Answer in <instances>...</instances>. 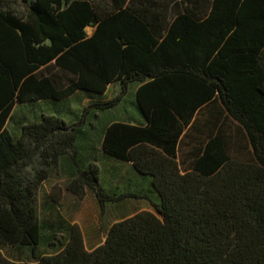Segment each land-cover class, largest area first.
Returning <instances> with one entry per match:
<instances>
[{"label": "trees", "instance_id": "16d2710c", "mask_svg": "<svg viewBox=\"0 0 264 264\" xmlns=\"http://www.w3.org/2000/svg\"><path fill=\"white\" fill-rule=\"evenodd\" d=\"M165 6L0 0V264H264V0H207V11L171 22ZM113 83L121 91L105 100ZM134 83L147 125L111 124L102 149L150 177L158 203L109 193L79 147L91 118L117 108ZM78 94L81 105L91 98L78 121L49 115V104L39 121L10 130L22 104L60 103L67 115ZM61 167L75 173L67 191L81 200L93 191L104 214L127 199L150 200L155 212L116 222L92 251L74 224L60 252L38 257L39 192ZM6 248L28 249L34 261Z\"/></svg>", "mask_w": 264, "mask_h": 264}, {"label": "rangeland", "instance_id": "374dc122", "mask_svg": "<svg viewBox=\"0 0 264 264\" xmlns=\"http://www.w3.org/2000/svg\"><path fill=\"white\" fill-rule=\"evenodd\" d=\"M7 9L12 10L19 15L27 14V8L22 3H11L7 6ZM88 31L92 33L93 29L89 28ZM116 91V89H111L109 97L112 98V95L114 96L117 93ZM49 104L54 108H52V110L49 109L47 112L53 111L50 113H54L53 115L58 116L63 115V112H65L63 111L64 104L62 105L60 103H57V107H55L54 103L47 102H44V104L38 103L35 104V106L22 104L21 107H18L16 109L17 111H15V115L13 116L9 124L10 130L14 134H18L23 123L39 121L41 118V112L46 111V109H44V106ZM73 104L76 105V108L71 109L70 107V110L73 111L69 112L67 114L68 116L66 115V113H64V116L71 118L69 119L70 122L78 121L82 111V105L80 103L74 100ZM50 113L49 115H52ZM111 114L112 111L106 113V115H103V118H105V120L109 119V116ZM110 117H112V115ZM91 119L92 122H100L101 118L98 119V121L93 118ZM105 120H102L101 123H104ZM101 139V134L92 133L90 129H87L85 133H83L79 143V147L83 153V157H86L89 152H93L94 155H99ZM92 147L94 148V150L92 149ZM106 156L108 157L107 160H102L101 158H99L104 168V181L108 178V174H106V171L107 173L110 172L111 177L113 176L112 172L115 174L119 172L118 169L112 168V160H114V162L124 164V162H121L118 159H115L108 155ZM64 162L66 163V159H64ZM84 164L85 163L82 162V165ZM70 178L71 175L68 170L66 172V170L64 169L63 171H60V169H54L52 170L51 179L47 182L46 185H44L43 189L40 191L39 200L41 205V219L45 242L38 250V257L60 252L63 249V244L61 242L66 240L69 235V230L74 224H78L81 227L83 233L86 234L87 248L89 250H93L99 245L105 243L107 238L106 229L111 224L113 226L116 222L134 215V213H127L130 207H122L120 205H116L115 203H109L108 209L104 214L93 191L89 190L88 194L83 200L67 191V185L70 182ZM129 185L130 186L126 189H131L134 191L140 190V186L135 182ZM58 187L62 190L61 194L58 191ZM103 187L106 188L108 192L112 191L111 186L106 183H104ZM124 189L125 188L123 187L121 188V190ZM50 193H55V195L58 196L60 195V201L62 202V204L59 205L60 208H58L57 206L56 208L50 206ZM143 204L145 203L140 202L136 205ZM141 209L143 208L140 207L138 211H140ZM3 252L7 257L16 261H34L28 249L6 248L3 250Z\"/></svg>", "mask_w": 264, "mask_h": 264}, {"label": "crops", "instance_id": "0c3cea01", "mask_svg": "<svg viewBox=\"0 0 264 264\" xmlns=\"http://www.w3.org/2000/svg\"><path fill=\"white\" fill-rule=\"evenodd\" d=\"M158 1H166L167 6L166 7V14H167V18L166 20L168 22H171L174 20V18L178 15L179 12L183 11V12H187V11H191L194 12L195 15L196 13H201V12H205L207 11V0H198L199 2H191L190 0H158ZM131 0H128V3H130ZM156 23L158 24V22L160 21V23H162L163 21V17H157L156 18ZM89 28H92L93 31L92 33H90L88 31ZM96 31V27H88L86 29V32L88 34V37H91ZM142 86V84H138V83H134L130 86V91L129 94L127 95V97L123 100V102L115 109L112 110V117L109 116V119L103 118V115L106 114H102V116L100 115V118L102 120H105L104 123H101L102 120L100 119V122H92V125L89 126L87 129H90V131L92 133H99L101 135H104L105 130L107 129L108 126H110L113 123H129V124H134V125H140V126H146L147 125V121L145 119V117L142 115L141 111L138 109L137 107V103H136V96H137V91L138 89ZM111 89H116L117 93L113 96L112 98L109 97V93L111 91ZM121 91V87L119 85V83H113L112 85L109 86V89L107 91V93L105 94V100H111L113 98H115ZM80 94H78L77 96H74L71 100V108L75 109L76 105L73 104V101H79L81 100V97L79 96ZM99 99L96 97V100ZM91 100L90 99H85L83 102L82 107L86 106L88 104V102ZM129 102V103H128ZM67 103H69L67 101ZM128 103V104H127ZM65 107V106H64ZM50 113V112H49ZM51 114V113H50ZM108 115V114H107ZM61 117L66 118L64 115H61ZM98 121V120H97ZM102 141L103 138L100 141V152L99 155H94L93 152H89L88 155L86 156V159H88V163H97L100 168H101V184L102 186H104V183L108 184L111 186L112 191H109V193L113 194V193H117V194H122V193H128V192H133V193H137L140 195H148L150 197V200H152L155 203L159 202V195L157 193V191L155 190L153 184H152V180L150 177L148 176H144L139 174L133 166V163H118V162H114V160H112V168L113 169H118V173H113L112 172V177L110 176V172L106 174H108V178L104 181L103 178V173H104V168L102 165V162L99 160V158H101L102 160H107L108 157L106 156V154L103 152L102 149ZM92 149L94 150V148L92 147ZM84 166V165H83ZM70 169V167H69ZM60 171H63V167L60 168ZM73 171L76 172L75 169H73ZM71 176H75V173H71ZM51 179V177H50ZM49 179V180H50ZM48 180V181H49ZM46 181L43 186L41 187L40 191L43 189L44 185L47 184ZM137 183L140 186V190L139 191H134L131 189H126L127 187H129V184L132 183ZM117 183V184H116ZM125 188L124 190H121V188ZM106 189V188H105ZM107 190V189H106ZM116 190V191H114ZM89 189L86 190L87 194H88ZM108 191V190H107ZM40 194V192H39ZM49 197L51 198V193L49 195ZM147 200V199H142V200H136V199H127L119 204L116 205H120L122 207H130V209H128L127 213H134V215L142 212V211H151V212H155V208L153 206L152 201ZM50 206L55 207L56 206L58 208L59 205L62 204V202L60 201L58 204L54 203L52 201H50ZM142 203L144 202L145 204L143 205H136L137 203ZM133 205V206H132ZM143 208L140 211H138L139 208ZM107 209H108V205H107ZM107 211V210H106ZM133 216V215H132ZM112 227V224L106 229V237L108 235V232L110 231ZM84 237H85V243L87 246V242H86V234L84 233ZM104 244V243H103ZM102 245V244H101ZM100 246V245H99ZM98 246V247H99ZM97 248V247H96ZM95 248V249H96ZM89 250V249H88ZM94 250V249H93ZM92 251V250H90Z\"/></svg>", "mask_w": 264, "mask_h": 264}]
</instances>
